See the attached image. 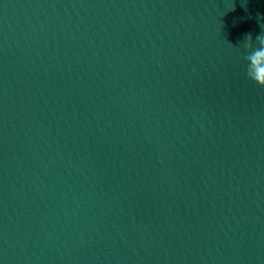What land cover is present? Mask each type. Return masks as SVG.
Masks as SVG:
<instances>
[{"label": "clouds", "instance_id": "9594fccd", "mask_svg": "<svg viewBox=\"0 0 264 264\" xmlns=\"http://www.w3.org/2000/svg\"><path fill=\"white\" fill-rule=\"evenodd\" d=\"M255 45L258 47L254 46L249 34L244 44V47L249 50L244 57L247 62L246 75L248 79L264 87V32L256 37Z\"/></svg>", "mask_w": 264, "mask_h": 264}]
</instances>
